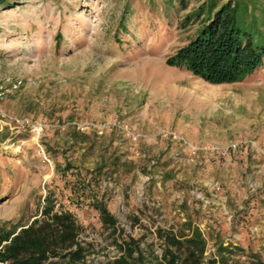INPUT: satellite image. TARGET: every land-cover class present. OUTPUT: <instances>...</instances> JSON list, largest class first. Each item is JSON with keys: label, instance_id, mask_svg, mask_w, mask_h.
<instances>
[{"label": "rangeland", "instance_id": "374dc122", "mask_svg": "<svg viewBox=\"0 0 264 264\" xmlns=\"http://www.w3.org/2000/svg\"><path fill=\"white\" fill-rule=\"evenodd\" d=\"M124 1L23 0L0 12V225L40 217L50 199L75 216L89 263L101 264L121 237L159 256L157 229L189 219L207 239L205 256L223 242L243 250L229 264H251L250 253L264 263V65L224 84L170 66L197 24L181 27L182 11L172 19L144 3L120 41ZM74 127L94 150L110 143L131 163L98 188L118 237L78 188L80 178L91 184L94 156L84 157L88 144L70 148ZM66 161L74 167L58 171Z\"/></svg>", "mask_w": 264, "mask_h": 264}, {"label": "trees", "instance_id": "16d2710c", "mask_svg": "<svg viewBox=\"0 0 264 264\" xmlns=\"http://www.w3.org/2000/svg\"><path fill=\"white\" fill-rule=\"evenodd\" d=\"M22 1L0 0V12L12 10ZM144 3L159 14H169L172 19L182 11L176 23L181 27L190 30L197 24L194 36L166 58L168 65L183 67L211 84L241 82L263 67L264 0H125L115 32L118 40H122L120 34L125 36L130 33L136 7ZM189 3L193 5L190 10L187 8ZM56 37L58 43L60 33ZM69 130L70 148L88 144L81 147L86 149L84 157L94 156L89 176L90 183L97 191L81 178L78 188L82 193L89 190L90 204L98 213L103 227L112 236L117 234L118 237L117 220L99 196L98 188L101 178L118 172L122 167L126 171L131 170V163L121 161V156L114 155V149L110 151V143L99 145L94 150L97 143L89 133L79 132L75 127ZM7 134L8 131L4 130L0 141ZM67 149L69 147L64 148L63 153ZM46 151H50L49 146H46ZM167 164L163 163L160 167L165 168ZM56 166L61 172L74 167L70 161H66L62 168ZM161 172L162 181L172 177L169 171ZM8 225H0V264H83L85 248L77 241L82 226L70 211L55 210L52 200L45 201L40 217L26 223ZM157 236L164 241L159 256L141 247V238L121 237L120 242L114 240L121 253L103 264H229L232 256L237 255V250L243 252L231 243L223 245V242H219L215 252L205 256L207 239L189 219L175 231L172 228H158ZM250 254L254 259L251 264H264L257 253Z\"/></svg>", "mask_w": 264, "mask_h": 264}, {"label": "built area", "instance_id": "2783aa9c", "mask_svg": "<svg viewBox=\"0 0 264 264\" xmlns=\"http://www.w3.org/2000/svg\"><path fill=\"white\" fill-rule=\"evenodd\" d=\"M82 127H80V129H81ZM33 129L34 130H36L37 132L38 131H40L41 129H42V127L41 126H36V125H33ZM55 210H59V209H57V208H55ZM86 233H88V231H85ZM81 234H82V232L80 231V233L78 234V236H77V241L82 245V243H81V241H80V236H81ZM141 245V244H140ZM73 248H75L74 246H73ZM118 248V247H117ZM121 253V251H120V249L118 248V255ZM156 254H157V252H156ZM117 255V256H118ZM113 258H115V257H111V258H109V259H107V261L108 260H110V259H113ZM83 264H90L89 263V260H88V255H86V253L84 252V258H83V260L81 261ZM2 264H9L8 262H3ZM101 264H103V263H101Z\"/></svg>", "mask_w": 264, "mask_h": 264}]
</instances>
